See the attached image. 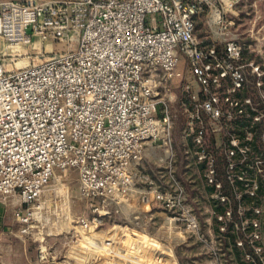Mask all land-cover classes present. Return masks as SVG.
Segmentation results:
<instances>
[{"label": "built area", "instance_id": "built-area-1", "mask_svg": "<svg viewBox=\"0 0 264 264\" xmlns=\"http://www.w3.org/2000/svg\"><path fill=\"white\" fill-rule=\"evenodd\" d=\"M250 1L264 0H0V201L12 204L22 234L35 221L42 233L48 185L75 169L85 209L72 231L82 259L179 264L187 236L206 242L177 176L170 101L180 79L185 167L194 164L224 205L213 210L214 236L231 227L243 233L237 247L262 255L263 209L254 205L258 217L239 223L231 205L233 195L257 196L264 181V68L244 58L238 29V6ZM202 20L208 40L197 34ZM207 118L227 135L221 154L208 143ZM148 154L154 165L144 170ZM160 214L165 239L144 227Z\"/></svg>", "mask_w": 264, "mask_h": 264}, {"label": "rangeland", "instance_id": "rangeland-1", "mask_svg": "<svg viewBox=\"0 0 264 264\" xmlns=\"http://www.w3.org/2000/svg\"><path fill=\"white\" fill-rule=\"evenodd\" d=\"M240 15V24L238 29L243 33L244 43V58L253 59L255 62H260L264 68V1H259L256 4L253 1L241 3L237 9ZM257 19L256 27L252 36H248V30L252 27V23ZM262 27L260 32L257 28ZM197 34L208 40V31L206 30L205 22L199 21L197 24ZM57 49H63L62 43L56 44ZM34 62V58H31ZM180 69L186 68L185 62H181ZM194 81L187 69L185 80ZM181 80L176 79L172 83V100L170 107L174 115V129H176L178 137L177 152V176L181 179L187 190V200L191 207L196 211L202 221L204 231L207 235V241L201 242L193 236H187L184 243L177 245V258L179 264H255L246 258V252L241 249L242 260H235L233 256V248L231 243L229 249L232 251L230 256L234 258L230 260L225 247L221 244V235L219 238L214 236V228L217 227L215 214L213 210L222 211L224 205L217 203L211 198L210 188L206 185L202 175L198 173V169L194 164L190 168H186L184 140L182 137V129L185 124V117L180 107L181 96ZM251 91H253L251 89ZM243 94V93H242ZM161 113V111H160ZM208 125L207 140L212 149L222 153V146L226 142L227 135L223 131H215L212 128V121L206 119ZM239 133V131H235ZM182 142V143H181ZM221 157V156H220ZM147 161L142 169L148 170L153 164V159L150 154L146 157ZM260 203L257 205L263 209L261 217L264 219V181L260 192ZM46 205L44 208L46 219L44 220L45 227L40 232L42 225L36 221L33 222L36 226L29 234L20 232V225L16 221L13 206L10 202L0 201V264H102L101 260L92 258L84 260L81 256L85 253L80 243L75 241L73 236L72 226L73 220L85 209L84 200L79 194V180L75 169H68L65 172H58L56 178H53L48 185V192L45 196ZM235 200H243L246 205L249 201L246 194L238 199L234 195L231 197V205L234 207ZM242 203V204H244ZM239 208V206H238ZM159 212L162 209H158ZM215 210V211H216ZM163 214V213H162ZM158 215L154 222L144 224L146 230L157 238H166V229L162 226L163 215ZM146 215H140L141 222L145 223ZM39 225V226H38ZM110 225H106L107 229ZM232 236L241 238L240 231L229 227ZM44 235V239L42 236ZM230 242V241H229ZM257 245L263 248L262 258L264 259V233L257 240ZM214 247V250L211 248ZM41 250L46 253V258L41 260ZM216 251V255L214 254ZM88 254V251H85ZM245 253V254H244ZM92 258V259H91ZM261 258V259H262ZM88 261V262H87ZM154 261V260H152ZM148 264H159V262H151L147 259ZM264 264V260L262 261ZM257 264V263H256Z\"/></svg>", "mask_w": 264, "mask_h": 264}, {"label": "trees", "instance_id": "trees-1", "mask_svg": "<svg viewBox=\"0 0 264 264\" xmlns=\"http://www.w3.org/2000/svg\"><path fill=\"white\" fill-rule=\"evenodd\" d=\"M260 128H261V123L257 122L256 125H255L256 133H255V138H254V141H253V152L255 154H259V155L262 154V152H263L262 145H261V142L259 140V130H260ZM176 132H177L176 129H174V131H173V142H174L175 147L178 146V137H177V133ZM262 187H263V183L261 184V189L259 190L257 196H249V195L246 194V197H247L248 201L250 202L248 206L246 205L247 203L243 202V200H241L239 202H238V200H235L236 202L234 204V207L232 206V208H233V216H234L235 221L241 223L243 218L258 217L254 213L253 206L254 205H258L260 203V196L259 195H260V192L262 190ZM242 203H244V204H242ZM239 204L245 206V208H246V210H245L243 215H241L239 210H238ZM262 221L264 222V219H262ZM216 229L218 230V225H217ZM230 232H231V230L229 228V230L226 233L221 234V239H220V240H222L221 244L225 247L227 254H229L228 258H230L231 261L234 259V258H232L230 256L232 251L229 249V245L231 243V246L233 248V256L235 257V260L236 259L237 260H239V259L242 260V255H241L240 252H241V249H244V251L246 253L249 252V253H251L253 255L255 261L257 262V264H262L261 256L256 254L254 249L251 248L248 243L245 244L244 248L237 247L236 246V237L232 236L233 234H231ZM240 235L243 236V233L240 232Z\"/></svg>", "mask_w": 264, "mask_h": 264}, {"label": "bare ground", "instance_id": "bare-ground-1", "mask_svg": "<svg viewBox=\"0 0 264 264\" xmlns=\"http://www.w3.org/2000/svg\"><path fill=\"white\" fill-rule=\"evenodd\" d=\"M29 63H30L29 60H18V61H17V64H18L19 66L27 65V64H29Z\"/></svg>", "mask_w": 264, "mask_h": 264}, {"label": "crops", "instance_id": "crops-1", "mask_svg": "<svg viewBox=\"0 0 264 264\" xmlns=\"http://www.w3.org/2000/svg\"><path fill=\"white\" fill-rule=\"evenodd\" d=\"M199 264H201V263H199ZM214 264V263H213Z\"/></svg>", "mask_w": 264, "mask_h": 264}]
</instances>
